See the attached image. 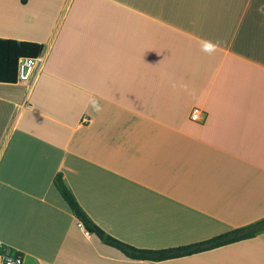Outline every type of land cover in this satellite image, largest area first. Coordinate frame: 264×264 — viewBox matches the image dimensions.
I'll return each instance as SVG.
<instances>
[{"label":"crops","instance_id":"obj_1","mask_svg":"<svg viewBox=\"0 0 264 264\" xmlns=\"http://www.w3.org/2000/svg\"><path fill=\"white\" fill-rule=\"evenodd\" d=\"M0 39L43 45L29 82H0V243L22 264H264V233L128 259L53 184L142 249L264 218V0H0Z\"/></svg>","mask_w":264,"mask_h":264},{"label":"trees","instance_id":"obj_2","mask_svg":"<svg viewBox=\"0 0 264 264\" xmlns=\"http://www.w3.org/2000/svg\"><path fill=\"white\" fill-rule=\"evenodd\" d=\"M20 2L25 4L27 0H20ZM42 51L43 45L39 43L0 39V82L16 83L18 59L38 58L41 56ZM53 184L71 210L73 216L89 234L95 235L103 244L118 250L123 256L131 260L159 262L190 256L192 254L205 252L231 243L250 239L264 233V218H261L245 226L188 245L164 249L137 248L110 236L96 225L79 205L75 196L65 184L61 173L55 175Z\"/></svg>","mask_w":264,"mask_h":264},{"label":"built area","instance_id":"obj_3","mask_svg":"<svg viewBox=\"0 0 264 264\" xmlns=\"http://www.w3.org/2000/svg\"><path fill=\"white\" fill-rule=\"evenodd\" d=\"M39 58V57H38ZM38 58H19L17 62V81L29 82L35 74L36 66L39 61ZM200 113L196 110L192 111L190 119L198 122L200 120ZM22 256L10 251L0 243V264H22Z\"/></svg>","mask_w":264,"mask_h":264},{"label":"clouds","instance_id":"obj_4","mask_svg":"<svg viewBox=\"0 0 264 264\" xmlns=\"http://www.w3.org/2000/svg\"><path fill=\"white\" fill-rule=\"evenodd\" d=\"M217 45L213 44L211 41H202V51L211 54L216 50ZM91 105L93 106L94 110L101 111L99 102L95 99L90 101Z\"/></svg>","mask_w":264,"mask_h":264}]
</instances>
